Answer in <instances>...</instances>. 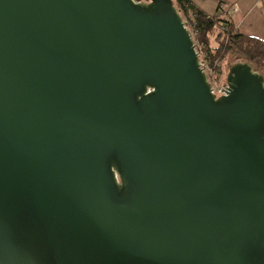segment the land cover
<instances>
[{"label": "water", "instance_id": "1", "mask_svg": "<svg viewBox=\"0 0 264 264\" xmlns=\"http://www.w3.org/2000/svg\"><path fill=\"white\" fill-rule=\"evenodd\" d=\"M226 82L173 0H0V264H264V73Z\"/></svg>", "mask_w": 264, "mask_h": 264}, {"label": "trees", "instance_id": "2", "mask_svg": "<svg viewBox=\"0 0 264 264\" xmlns=\"http://www.w3.org/2000/svg\"><path fill=\"white\" fill-rule=\"evenodd\" d=\"M149 2L150 0H135ZM181 17L195 34V45L203 53L201 60L223 64L228 55L248 62L264 73V39L242 34L228 18L209 17L197 9L191 0H173Z\"/></svg>", "mask_w": 264, "mask_h": 264}, {"label": "rangeland", "instance_id": "3", "mask_svg": "<svg viewBox=\"0 0 264 264\" xmlns=\"http://www.w3.org/2000/svg\"><path fill=\"white\" fill-rule=\"evenodd\" d=\"M217 2H218L217 0H208L206 2V5H207V7L213 8L217 5ZM223 2L227 3V1H225V0ZM244 2H245L244 6L246 7V9H243L242 15L239 16V23H240L241 32L246 34V35H256L258 38L264 39L263 21L261 20V18H259V16L261 14L264 15V0H260V2L257 5V9L253 10V12L245 20H242L241 17L250 8L251 4L253 3V0H245ZM235 6L239 10L240 6L238 4H235ZM237 62H243V61L237 60V57L235 55H232V54L228 55L225 58V60L223 62L224 73L222 75L224 77L218 78V81H217L218 84H222V83L226 82V75L228 73L229 66H231ZM259 72H261V71H259ZM261 73H263V72H261Z\"/></svg>", "mask_w": 264, "mask_h": 264}, {"label": "crops", "instance_id": "4", "mask_svg": "<svg viewBox=\"0 0 264 264\" xmlns=\"http://www.w3.org/2000/svg\"><path fill=\"white\" fill-rule=\"evenodd\" d=\"M191 1L197 9L201 10L209 17H215L218 15L221 18H228L230 21H232L235 24L237 29L241 32L239 16L242 15L243 9H246V7L244 6L245 0H225L227 1V3L223 2L224 0H217L218 1L217 5L213 8L207 7L206 2L208 0H191ZM259 2L260 0H253V3L251 4L250 8L241 17V19L245 20L253 12V10L257 9V5ZM235 4H238L240 6L237 12L233 11L234 7H236ZM259 18H261V20L263 21V27H264V15L261 14ZM247 36L258 38L256 35H247Z\"/></svg>", "mask_w": 264, "mask_h": 264}, {"label": "built area", "instance_id": "5", "mask_svg": "<svg viewBox=\"0 0 264 264\" xmlns=\"http://www.w3.org/2000/svg\"><path fill=\"white\" fill-rule=\"evenodd\" d=\"M233 11L237 12L238 8L234 7ZM187 27H188V25H187ZM191 34H192V37L194 39L195 38V34H193L192 32H191ZM196 49H197V52H198L199 57H200L201 68L206 73V75L208 77V81H209V83L211 85L212 94L215 96L216 99H218L219 96H221V95L227 96L226 92H229V86L227 85V82H224L222 84H218V82H217L218 78L224 77V76H222L223 73H224L223 64H221L219 62H215L212 65V64H209L208 62L202 61L201 60V56L203 55V53L197 47H196Z\"/></svg>", "mask_w": 264, "mask_h": 264}]
</instances>
